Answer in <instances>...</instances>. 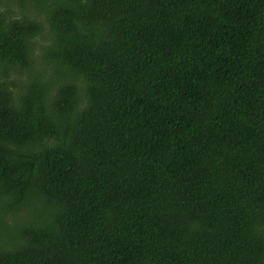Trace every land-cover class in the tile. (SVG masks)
I'll use <instances>...</instances> for the list:
<instances>
[{
  "label": "trees",
  "instance_id": "trees-1",
  "mask_svg": "<svg viewBox=\"0 0 264 264\" xmlns=\"http://www.w3.org/2000/svg\"><path fill=\"white\" fill-rule=\"evenodd\" d=\"M0 264H264V0H0Z\"/></svg>",
  "mask_w": 264,
  "mask_h": 264
},
{
  "label": "rangeland",
  "instance_id": "rangeland-1",
  "mask_svg": "<svg viewBox=\"0 0 264 264\" xmlns=\"http://www.w3.org/2000/svg\"><path fill=\"white\" fill-rule=\"evenodd\" d=\"M0 8H1V9H4V8H5V4H2V5L0 6Z\"/></svg>",
  "mask_w": 264,
  "mask_h": 264
}]
</instances>
